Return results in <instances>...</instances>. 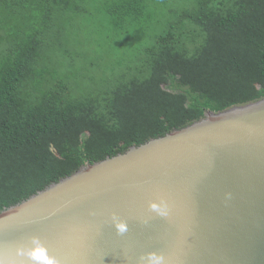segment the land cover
<instances>
[{"label":"trees","instance_id":"trees-1","mask_svg":"<svg viewBox=\"0 0 264 264\" xmlns=\"http://www.w3.org/2000/svg\"><path fill=\"white\" fill-rule=\"evenodd\" d=\"M83 4L0 0V212L206 112L264 97V0H122L105 12L113 32L127 38L131 26L143 38L113 78H95L98 57L75 87L51 53L72 69L84 59L92 43L79 29L68 39Z\"/></svg>","mask_w":264,"mask_h":264},{"label":"water","instance_id":"water-1","mask_svg":"<svg viewBox=\"0 0 264 264\" xmlns=\"http://www.w3.org/2000/svg\"><path fill=\"white\" fill-rule=\"evenodd\" d=\"M0 264H264V97L5 208Z\"/></svg>","mask_w":264,"mask_h":264},{"label":"rangeland","instance_id":"rangeland-1","mask_svg":"<svg viewBox=\"0 0 264 264\" xmlns=\"http://www.w3.org/2000/svg\"><path fill=\"white\" fill-rule=\"evenodd\" d=\"M109 5H101L99 0H84V4L81 6L85 9L86 13L84 17H79L72 29L69 30L68 39L71 37V31L79 29L82 36V43H92V46L83 45L86 48V53L84 59H81L75 63L74 69L67 66L68 61L62 59L61 57L58 60L56 59V53H51V57L55 63L52 64V69L56 70L59 75H66L71 84L75 87L79 86L78 78L83 77L86 74L84 70V64L90 62L91 59L104 57L103 60L94 61L96 64L97 70L93 71L97 76L96 79H102L104 77L113 78L114 73L117 74L123 70L124 64L128 61V56L132 52V48L135 44L132 42L138 35V29L133 28L129 25L130 34L127 38L119 36L117 33L113 32L114 25L110 22V17L105 16V12L110 7H113L114 4L121 2L122 0H108ZM155 12L154 15L160 16L162 13L161 4H156L153 6ZM70 18H73L72 14L67 13ZM66 17L67 20L70 18ZM160 18H155L158 21ZM160 25V24H159ZM113 42L108 41V36ZM140 39L143 38V35H138ZM71 39V38H70ZM67 38L65 39V41ZM72 41V40H71ZM115 45V46H113ZM75 46V45H74ZM72 46L71 49L74 47ZM101 46V47H100ZM82 50L81 47L77 46ZM90 51V56H87V51ZM73 56H76V49H73ZM59 55V52H58ZM0 61V65H1ZM86 83H83L84 86Z\"/></svg>","mask_w":264,"mask_h":264},{"label":"clouds","instance_id":"clouds-1","mask_svg":"<svg viewBox=\"0 0 264 264\" xmlns=\"http://www.w3.org/2000/svg\"><path fill=\"white\" fill-rule=\"evenodd\" d=\"M153 207H155V206H153ZM117 228H119L121 231L124 230V226H123V224H117Z\"/></svg>","mask_w":264,"mask_h":264}]
</instances>
